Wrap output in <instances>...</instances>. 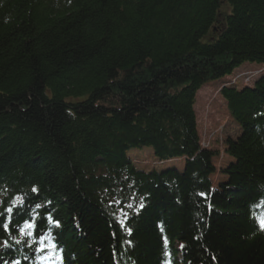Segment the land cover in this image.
Masks as SVG:
<instances>
[{"label":"trees","instance_id":"trees-1","mask_svg":"<svg viewBox=\"0 0 264 264\" xmlns=\"http://www.w3.org/2000/svg\"><path fill=\"white\" fill-rule=\"evenodd\" d=\"M243 64L264 0H0V222L23 200L0 264H264V74L219 92L240 133L216 186L194 111ZM143 147L181 168L136 169Z\"/></svg>","mask_w":264,"mask_h":264},{"label":"rangeland","instance_id":"rangeland-1","mask_svg":"<svg viewBox=\"0 0 264 264\" xmlns=\"http://www.w3.org/2000/svg\"><path fill=\"white\" fill-rule=\"evenodd\" d=\"M261 74H264V65L244 64L228 77L206 83L196 93L194 111L199 140L217 154L212 160L216 169L215 174L211 176L213 186L224 179L220 171L232 161L224 153L226 140L235 139L240 133L227 111L225 101L219 94L220 88L235 80L238 87H243L248 79H256ZM151 152L150 148L131 149L127 155L134 163V167L139 170H161L165 167L181 168L182 166V159L161 162L154 158Z\"/></svg>","mask_w":264,"mask_h":264},{"label":"snow or ice","instance_id":"snow-or-ice-1","mask_svg":"<svg viewBox=\"0 0 264 264\" xmlns=\"http://www.w3.org/2000/svg\"><path fill=\"white\" fill-rule=\"evenodd\" d=\"M33 191L35 192L36 189H33ZM117 203H119V201H117ZM23 207V200H20L19 205L13 203L12 205H10L9 207H7L5 209V211L9 214L8 217H5V219L7 220V223L4 222H0V226H2L4 228L5 231L9 230V223H11V214L13 212V209L15 207ZM40 206L37 205L36 208H39ZM129 207H131V205H129ZM141 207H143V205H141ZM0 215H3L2 213H0ZM39 217V213L35 212V209L31 210V214L29 215V218L27 220L24 221L22 227H20V232L22 234H27L28 236H33V235H37V225H36V220ZM43 219L47 220L48 222V226L49 228H51L53 225H55L56 227H59V222L58 221H54L53 218L51 217V215H48L46 217H43ZM260 224L261 227L264 228V218H261L260 220ZM44 237V239H48L50 242V249L51 250H55L57 245L54 243H51V240L53 239L51 237L50 232H42L41 233ZM44 239H41L40 243H41V247L39 249H37L38 252L43 253L45 251V246H44ZM17 243H19V241H17ZM4 246L7 247V242H4ZM41 259H43V257H41ZM14 264H20V261H15Z\"/></svg>","mask_w":264,"mask_h":264},{"label":"bare ground","instance_id":"bare-ground-1","mask_svg":"<svg viewBox=\"0 0 264 264\" xmlns=\"http://www.w3.org/2000/svg\"><path fill=\"white\" fill-rule=\"evenodd\" d=\"M143 148H147V147H143ZM128 153V152H127ZM225 153V155H227V157L229 158V159H232L230 156H229V154H227L226 152H224ZM128 156V155H127ZM177 159H169V160H167V161H161V162H174V161H176ZM133 165H134V163L133 162H131ZM150 171V170H149Z\"/></svg>","mask_w":264,"mask_h":264}]
</instances>
